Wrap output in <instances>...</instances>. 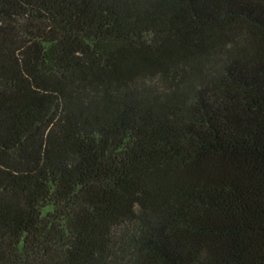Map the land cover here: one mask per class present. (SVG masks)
<instances>
[{"label": "trees", "instance_id": "trees-1", "mask_svg": "<svg viewBox=\"0 0 264 264\" xmlns=\"http://www.w3.org/2000/svg\"><path fill=\"white\" fill-rule=\"evenodd\" d=\"M0 264H264V0H0Z\"/></svg>", "mask_w": 264, "mask_h": 264}]
</instances>
